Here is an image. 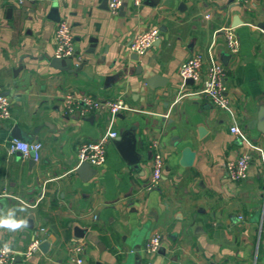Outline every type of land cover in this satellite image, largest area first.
<instances>
[{
  "label": "crops",
  "instance_id": "0c3cea01",
  "mask_svg": "<svg viewBox=\"0 0 264 264\" xmlns=\"http://www.w3.org/2000/svg\"><path fill=\"white\" fill-rule=\"evenodd\" d=\"M146 2L125 0L113 15L105 0L0 1V95L12 102L11 118L0 120V214L27 221L16 231L0 228L14 264H77L75 243L85 264H134L138 250L143 264H264V0ZM63 19L76 44L81 38L72 66L80 69L72 72L51 65ZM234 23L237 55L220 31ZM150 28L160 29V41L145 55L133 53L134 36ZM209 49L227 70L228 109L204 96L181 97L197 85L185 86L180 66ZM153 73L166 85L151 88L145 80ZM68 92L124 100L130 110L112 128L130 142L132 160L115 139L106 163L93 166L96 175L81 179L78 147L100 138L112 116L65 115ZM15 128L23 140L43 143L39 161L8 154ZM155 139L165 168L161 185L149 190ZM242 154L251 156L248 176L232 181L225 165ZM156 233L161 248L145 252ZM36 239L39 249L27 255Z\"/></svg>",
  "mask_w": 264,
  "mask_h": 264
},
{
  "label": "built area",
  "instance_id": "2783aa9c",
  "mask_svg": "<svg viewBox=\"0 0 264 264\" xmlns=\"http://www.w3.org/2000/svg\"><path fill=\"white\" fill-rule=\"evenodd\" d=\"M9 2L13 0H0ZM108 8L113 15H118L124 6L125 0H107ZM135 7H140L146 0H131ZM238 4H247L250 0H233ZM19 3H24V0H19ZM226 41V47L232 55H237L240 52L241 42L236 34L234 26H228L220 30ZM161 31L158 28H150L148 30L137 33L131 43V51L137 55H145L152 49L155 43L160 39ZM55 57L59 59L70 58L76 53V38L72 31L71 24L67 19L60 21L55 35ZM179 75L187 86V81L192 79L197 85L195 88L183 93L184 96H204L219 109H228L230 107V97L227 94L226 76L227 70L221 60L209 49L208 57L202 52H196L182 63L179 69ZM64 114H72L77 109L85 114L93 110L107 111L111 114V125L109 129L97 140L83 142L77 150L79 164L87 162L95 167L103 166L107 161V150L109 144L119 137V132L112 128L114 117L122 110L130 108L122 98L109 101H99L92 96L78 95L68 92L64 95ZM11 99L8 96L0 95V120H9L11 118ZM231 131L238 135L240 129L238 126H233ZM20 145V147L18 146ZM150 147L153 151L152 158V173L149 179L147 188L149 190L159 187L163 181L165 168V155L159 139L151 142ZM8 154H21L24 158H32L39 161L42 157L43 143L38 140H23L11 138L8 142ZM251 156L242 154L235 160H230L226 163L225 168L229 178L232 181H241L247 178ZM44 230V229H42ZM163 243L161 234L156 233L150 237L145 244V252H157ZM40 241L36 239L30 246L27 255H32L34 251L39 249ZM4 246H0L2 250ZM10 251L5 255L0 252V264H14V251L10 247ZM73 260L77 264H85L83 254L85 253L82 245L73 244L71 247Z\"/></svg>",
  "mask_w": 264,
  "mask_h": 264
},
{
  "label": "water",
  "instance_id": "95a60500",
  "mask_svg": "<svg viewBox=\"0 0 264 264\" xmlns=\"http://www.w3.org/2000/svg\"><path fill=\"white\" fill-rule=\"evenodd\" d=\"M105 2L108 4V1L105 0ZM147 4H150V0H147L146 2ZM237 25V23H234V27ZM80 41L81 38H78V43L76 44V53L74 56L70 57V58H66V59H59L57 57H54L52 59L51 65L54 68L63 70V71H75V70H79L80 67H72L73 63H74V59L78 58L80 55ZM91 43H90V47L88 49V53H94L95 52V46L97 44V41L95 39H90ZM160 41V39L158 40ZM145 82L151 87V88H158V87H163L166 85L167 83V79L164 78L162 75H160L159 73H153L150 77H148ZM188 85H193L194 81L192 79L187 81ZM12 137L18 138V139H25V135L22 133V131H20V129L15 128L12 132ZM116 145L119 148V150L121 151V153L123 154V156L126 159H133L131 151H130V142L128 141V139H123L121 137H119V139L117 138L116 140ZM76 173L81 177V179L83 181H89L90 179H92L95 175H96V171L93 168V166L87 162H83L81 164H79L76 167ZM82 235L81 233L78 234ZM43 246H41L42 248ZM136 255L134 256V264H143L142 262V257L141 254L139 253V250L136 251ZM127 264V263H126Z\"/></svg>",
  "mask_w": 264,
  "mask_h": 264
},
{
  "label": "clouds",
  "instance_id": "9594fccd",
  "mask_svg": "<svg viewBox=\"0 0 264 264\" xmlns=\"http://www.w3.org/2000/svg\"><path fill=\"white\" fill-rule=\"evenodd\" d=\"M20 147V145H18ZM27 221L24 219H16L14 213L9 212L8 215L0 214V228L16 231L26 227ZM9 245L5 244L4 248L0 250L2 254H7L10 251Z\"/></svg>",
  "mask_w": 264,
  "mask_h": 264
}]
</instances>
